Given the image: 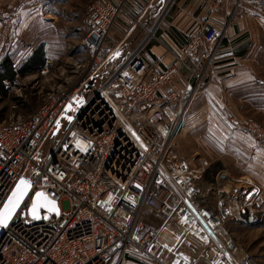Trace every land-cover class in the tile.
I'll return each mask as SVG.
<instances>
[{
    "label": "built area",
    "instance_id": "1",
    "mask_svg": "<svg viewBox=\"0 0 264 264\" xmlns=\"http://www.w3.org/2000/svg\"><path fill=\"white\" fill-rule=\"evenodd\" d=\"M127 1L88 5L82 37L87 62L78 64L81 79L74 87L48 93L30 117L0 125V208L21 179L32 184L2 228L0 264H120L127 256L152 264H246L248 255L227 226L262 222L263 190L230 176L222 165L177 156L173 148L226 30L201 25L174 51L157 36L175 1L169 0L134 51L104 71L114 59L107 37ZM251 6L264 20V0ZM0 15L9 22L7 11ZM151 42L172 56L167 69L145 58ZM102 76L93 96L83 97L89 82ZM65 118V133L41 165L37 158ZM248 126L264 137L261 127ZM32 168L33 179L27 178ZM37 192L58 205L57 213L31 216ZM143 210L156 226L140 219Z\"/></svg>",
    "mask_w": 264,
    "mask_h": 264
},
{
    "label": "rangeland",
    "instance_id": "2",
    "mask_svg": "<svg viewBox=\"0 0 264 264\" xmlns=\"http://www.w3.org/2000/svg\"><path fill=\"white\" fill-rule=\"evenodd\" d=\"M93 1L47 0L37 5L34 0H0V9L7 11L10 18L7 23L0 15V61L8 56L16 69H20L38 51L45 59L40 71L18 77L16 85L7 84L9 97H0V125L30 117L48 93L74 87L81 79L78 64L87 62L82 45L84 17ZM164 1L154 9L155 17L169 0ZM114 65L111 63L104 71H110ZM246 66V77L228 81V86L221 83L219 89L210 88V80H206V84L204 81L205 85L185 113L173 148L175 155L193 160L197 165L204 159L208 165H222L234 178L243 177L244 181L256 183L259 177L264 179V137L258 138L248 125L259 126L264 133V44L254 51V57ZM104 81L105 77H99L93 88L84 91L82 96L90 99ZM223 87L230 92H222ZM71 113L70 110L69 117ZM68 124V118L63 119L56 136L46 143L37 158L41 165L45 164ZM257 149L262 156L256 157ZM34 172L32 168L27 178L33 179ZM261 211L263 220L257 225L229 222L227 226L248 255L246 264H264V197ZM44 218L51 219V214L44 212ZM140 219L156 226L147 210L142 211ZM130 259L127 256L120 264H127L126 261L131 264ZM139 259L132 257L135 264H140Z\"/></svg>",
    "mask_w": 264,
    "mask_h": 264
},
{
    "label": "crops",
    "instance_id": "3",
    "mask_svg": "<svg viewBox=\"0 0 264 264\" xmlns=\"http://www.w3.org/2000/svg\"><path fill=\"white\" fill-rule=\"evenodd\" d=\"M217 1L215 4V0H175L159 24L157 36L168 47L177 51L201 25L225 28L226 32L217 47L205 79V84L206 80H210V88L219 89L221 83L228 86V81L246 77L248 73L246 64L254 57V51L264 44V22H261L252 10V0L240 4L238 0ZM164 2V0L127 1L126 12L118 15L106 41V48L114 51L113 64H118L134 51L143 40L146 29L151 27L152 20L154 23L157 18L154 9ZM83 55L85 56V48ZM144 56L158 70L167 69L173 63L172 56L155 42L148 45ZM180 76L178 85L183 88L187 73L183 72ZM166 91L167 89H163V94ZM226 91L230 92L223 87L222 92ZM259 153L260 149H257L256 157L262 156ZM255 182L264 192V179L259 177ZM128 257H131V264H135L132 256ZM139 262L152 264L145 258H140ZM126 263L128 264V261Z\"/></svg>",
    "mask_w": 264,
    "mask_h": 264
},
{
    "label": "snow or ice",
    "instance_id": "4",
    "mask_svg": "<svg viewBox=\"0 0 264 264\" xmlns=\"http://www.w3.org/2000/svg\"><path fill=\"white\" fill-rule=\"evenodd\" d=\"M117 55L119 54L117 53ZM69 108H71V105L69 106ZM77 146L78 147L80 146L79 142ZM30 188H31V184L29 181L25 179H21L19 181L16 188L12 192L11 196L8 197L3 207L0 208V227L7 226L9 220L12 218L16 209L19 207L20 203L22 202L24 197L27 195ZM41 207H45L49 211H58V209H56V205L54 201L48 200L45 193L37 192L35 194V198L33 199V203L30 209L32 217L34 219L38 218V210Z\"/></svg>",
    "mask_w": 264,
    "mask_h": 264
},
{
    "label": "trees",
    "instance_id": "5",
    "mask_svg": "<svg viewBox=\"0 0 264 264\" xmlns=\"http://www.w3.org/2000/svg\"><path fill=\"white\" fill-rule=\"evenodd\" d=\"M45 65L44 55L38 51L20 69H16L12 59L5 56L0 61V97L8 98L7 84L16 85L18 77H26L29 74L40 71Z\"/></svg>",
    "mask_w": 264,
    "mask_h": 264
},
{
    "label": "water",
    "instance_id": "6",
    "mask_svg": "<svg viewBox=\"0 0 264 264\" xmlns=\"http://www.w3.org/2000/svg\"><path fill=\"white\" fill-rule=\"evenodd\" d=\"M95 78L94 79H92L90 82H89V84H88V87H87V90L88 89H90V87L94 84V82H95ZM57 134V131L54 133V136ZM31 184V183H30ZM31 188H32V184H31ZM31 188L29 189V191H28V193H27V195L29 194V192L31 191ZM27 195L24 197V199L22 200V202L20 203V205H19V207L16 209V211H15V213L13 214V216H12V218L14 217V215L16 214V212L18 211V209L20 208V206H21V204L23 203V201L25 200V198L27 197ZM35 198V197H34ZM42 210H46V211H48L49 213H57V211H49L47 208H45V207H41L39 210H38V218L37 219H41L42 218ZM30 214H31V211H30ZM31 216H32V214H31ZM12 218L9 220V222L12 220ZM9 222H8V224H9ZM7 224V225H8ZM2 228H4V227H0V238L2 237Z\"/></svg>",
    "mask_w": 264,
    "mask_h": 264
},
{
    "label": "bare ground",
    "instance_id": "7",
    "mask_svg": "<svg viewBox=\"0 0 264 264\" xmlns=\"http://www.w3.org/2000/svg\"><path fill=\"white\" fill-rule=\"evenodd\" d=\"M222 168H223V166H222ZM224 169H225V167H224ZM194 234L196 235V232H194ZM196 236H198V234Z\"/></svg>",
    "mask_w": 264,
    "mask_h": 264
}]
</instances>
